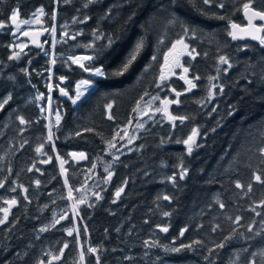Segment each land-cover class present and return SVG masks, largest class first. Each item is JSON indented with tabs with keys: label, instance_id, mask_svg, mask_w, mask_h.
<instances>
[{
	"label": "trees",
	"instance_id": "obj_1",
	"mask_svg": "<svg viewBox=\"0 0 264 264\" xmlns=\"http://www.w3.org/2000/svg\"><path fill=\"white\" fill-rule=\"evenodd\" d=\"M245 4L264 11V0H59L60 16L80 15L83 25L89 16L78 40L95 49L87 65L104 76L91 77L71 63L78 44L57 45L51 79L73 75L95 84L76 105L61 97L54 103L61 120L54 119L49 140L39 102L47 105L42 97L49 92L50 51L26 54L22 75H10L1 96H9L4 108L10 116L0 118V209L7 196L17 203L0 225V264H81L77 239L64 231L72 212L59 163L77 189L72 150H86L89 159L112 158L110 141L140 103L159 95L164 57L177 39L195 50L186 60L188 73L168 79V90L158 96L172 99L177 121H148L137 148L111 165L112 177L100 185L103 197L81 208H92L86 224L80 219L84 264H97V257L99 264H264V183L255 179H264V45L230 35L232 24L244 21ZM35 11L26 4L22 17ZM68 88L74 96L75 84ZM194 130L199 137L189 152L184 141ZM161 226L170 229L163 233ZM171 238L185 243L181 259L147 247L153 239Z\"/></svg>",
	"mask_w": 264,
	"mask_h": 264
},
{
	"label": "rangeland",
	"instance_id": "obj_2",
	"mask_svg": "<svg viewBox=\"0 0 264 264\" xmlns=\"http://www.w3.org/2000/svg\"><path fill=\"white\" fill-rule=\"evenodd\" d=\"M37 11H38L37 15L33 19L30 20V21H33L34 23L39 22L40 18L43 16V14H45L43 10L41 13V10H38V8H37ZM74 20H75V22L81 23V21H80L81 16L75 17ZM25 21L26 20H22V30H23V27H25V25H27V23H29V21H26V22ZM80 32H81V29H80ZM183 40L188 45V49H189L188 51L185 50L182 55H178V56L176 55V53H173L172 55H170L169 61H168V66L165 65V57H164L161 75H163L165 78L161 79V86H160V92H162V93L166 92L168 90V88L166 87V82H168V79H171L174 76L181 78L186 73H188V71L185 72L184 69L189 68V66L186 63V60L190 59V58L192 59V54L191 55L188 54L189 52L192 53V49L190 48L191 46L187 43V40H185V39H183ZM54 41H55V31L53 29L52 36H51V42H50V46L52 49L50 52L51 57H50V67H49V79H50L49 80V89H48L49 92L46 96L42 97L47 102V105L44 107V105H42L39 102L40 106H43V108H41V112L43 113V115L46 118L48 132H50V131L52 132L54 119H56L57 123L60 122V120H61V113L58 112V110L55 111V109H54V103L59 101V97L69 99L73 104L76 105L81 98L86 96V94L89 93L91 91V89H93L94 84H95V82L92 81L91 79H87V78L79 79L75 83V95L72 96L71 93L67 90L66 86L62 85L59 81L55 82L54 80L51 79L52 73H53V64L56 60V55L53 52ZM26 42H27L26 40H22V50L25 48ZM74 44H80L79 40L77 39ZM179 49H180V46H178V50ZM43 53H46V52H43ZM168 53H169V51L166 54H168ZM26 54H28V53H26ZM39 54H42V53H39ZM23 55H24V53H22V56ZM85 57H90V59H85ZM69 58H70V61L73 65H75L79 69L83 70L84 72L89 74L91 77H102V76H104V71L101 68H95V67H91V66L89 67L87 65L88 62L91 60L90 54L79 53V54L70 55ZM74 59L77 60L76 63L73 62ZM81 64L84 65V67H81ZM85 69H88V70L86 71ZM96 69H100L102 71L103 75H96L95 74ZM83 81H88L89 83L85 85V84H82ZM78 86H79V88H78ZM61 90H63V92ZM55 91H57V98H55V95H54ZM171 91L175 92V89L171 88ZM78 92L81 93L79 95V98H77ZM160 92L158 93L159 95H157L155 97L152 96L149 99H147L146 101H143L141 104H139L137 109H136L134 119H132V121H130L121 130L119 135H116L110 141V144L115 145L114 147H110L111 153L113 154L111 159H107L105 155L104 156L101 155L100 160L97 157L92 158V159H88L87 160L88 164L85 163L86 164L85 166H83L81 169H78L79 170L78 176L76 173H72L74 178L79 177V180H80V184L78 185L77 189H73L71 187L70 181H69L68 175H67V170H66L64 164H61V162L59 163L60 173L62 175L63 182L65 185L68 197H69V192L71 191V197H69V204H70L72 212H76V211L80 210L82 207L88 206V204H90L92 199H94V200L95 199H101L103 197L102 191L100 190V185L103 184L105 181L109 180L108 174L111 173V165L116 162L118 157L123 152H131L135 148H137V142L140 138L139 135L144 130L148 121H150V120L152 121L153 119L155 121L156 120H162V118L167 119V115H173L171 111L168 113L165 112V109L168 108V106H167L168 103H166V102L172 101V99H170L169 97L164 99L163 96L158 97V96H161ZM64 93H67V95H65ZM73 101H75V102H73ZM169 104H170V106H172L171 104H173V102L169 103ZM158 109H159V111H158ZM57 113L59 114V119L57 117ZM176 121H177V118L175 120H172L171 123H176ZM195 132H196V135L193 137V141L190 142L189 144H187L189 147H192V145L197 143L199 133L196 130H195ZM192 135L193 134H191L190 136H192ZM52 145L54 148L55 145L53 142H52ZM12 199H14V198L11 196L10 197L7 196L6 200L8 201V200H12ZM81 201H83V202L81 203ZM3 208H9V205L6 204V206ZM10 210H11V208H10ZM80 212H81L80 214L82 216V214L85 213V210L81 209ZM55 213L56 214L54 217L57 218L58 214H57V212H55ZM48 227H50L49 224L41 226V228L44 230L47 229ZM79 228H80V223H79ZM68 230H71L72 233L74 232V230L71 226H67L64 231L68 234ZM248 230H249V226H248ZM79 234H80V231H79ZM79 234H78L77 230L75 229V238L77 239V243H79V245H78V247H79V259L78 260L80 261L81 264H84L87 254L85 253L84 248L80 244L81 237H79ZM155 240H157V243L160 242V239H155ZM151 242H152V240H151ZM171 245H172L171 241H169L167 244H164L163 250H165V252H166V248H168L171 251H174V249H172ZM174 246H176V244H174ZM147 247L151 248L152 247L151 243H147ZM89 248H92V247H89ZM174 248L178 249V247H174ZM81 252L84 253V260H81V258H80ZM157 261L158 260H154V263L156 264ZM248 264H251V263L248 261Z\"/></svg>",
	"mask_w": 264,
	"mask_h": 264
},
{
	"label": "flooded vegetation",
	"instance_id": "obj_3",
	"mask_svg": "<svg viewBox=\"0 0 264 264\" xmlns=\"http://www.w3.org/2000/svg\"><path fill=\"white\" fill-rule=\"evenodd\" d=\"M26 4L35 6V10H36L35 15L29 16V17H22V7ZM37 8L38 10H43L45 14H43L39 22L34 23L33 21H30V20L33 19L37 15L38 13ZM13 11H16L17 13V19L15 22H13L11 19ZM75 17H80V15H73V17L71 18L59 15V0H0V24H3V27H0V105H2V107H0V118L2 117L6 118L10 116L9 111H6L7 109L4 108L9 101V96L2 97V98L1 96L4 93V89L6 85L8 84V81H10L11 79L10 75H15V76L17 74L22 75V58L25 56L26 53H34V52L43 53L47 51L51 52L52 48L50 46V42H51V36H52L53 29L55 31V41L53 43L54 53H55V50L57 49V45H61L62 48H65V47H68L69 45H75L74 43L77 39L84 37V35H82V33L80 32V29H82L80 26H82L83 24L80 22H75L74 20ZM22 20L29 21V23H27V25L23 27V30H22ZM83 20L84 22L86 21L87 23L89 21V16L88 15L85 16ZM86 23H84L83 25V27L85 28L87 26L85 25ZM240 24L245 25L246 24L245 20L243 21V23H240ZM258 24L261 27H264V23H258ZM41 29L46 30V34L42 38L41 44L36 43L34 45H30L29 39L22 38V34L30 33V31L41 30ZM231 33H232V30H231ZM262 39H264V31H263ZM22 40L27 41L26 46L23 50H22ZM237 40L239 39L237 38ZM243 43H246V44L252 43V44L262 45L260 42H254V41H246ZM73 48L74 50H76L74 54H79V53L91 54V51H95V49L91 48V46L84 47V46H81L80 44L75 45ZM188 50L189 49H187V51ZM22 53H24L23 56H22ZM17 54L19 55L17 56ZM72 77L73 75L62 78L65 81V86L68 91H69L68 86H70V84H75L79 80V79H73ZM5 100H7V103H4ZM167 106L168 108L166 109L165 112L166 113L170 111L173 112L172 111L173 107L170 106L169 103L167 104ZM170 117H176V116L167 115V119H170ZM170 120L172 121L173 119H170ZM87 162L88 161H85L84 163L79 164L73 161L76 169L77 168L81 169L83 166L86 165L85 163ZM91 210L92 208L86 211L85 213H83L81 218H80L81 214L79 215V212L71 211L72 213H71L70 226L74 230L72 237L75 238V229L77 230L79 234L80 219H83L82 222L85 224L87 223L86 219H90L92 215ZM166 227H168V230L170 229L169 226H166ZM79 237H81V233L79 234ZM168 241H171L172 249H175L174 247H178V249L179 248L180 249L179 251H175V250L171 251L170 249L166 248V252L170 254L171 256L176 257L177 258L176 260L181 259L180 258L181 256H178V253L182 252V250L183 251L186 250L185 243H181L180 240H177V239H171ZM167 243H168L167 241H162V240H160V242L157 243V240L153 239L151 242V246H152L151 249L152 250L157 249L161 252L163 251L165 252L163 248H164V244H167ZM174 244H176V246H174ZM248 261L249 259L247 260V262ZM162 264H187V263H184V262L171 263L168 260V261H164Z\"/></svg>",
	"mask_w": 264,
	"mask_h": 264
},
{
	"label": "snow or ice",
	"instance_id": "obj_4",
	"mask_svg": "<svg viewBox=\"0 0 264 264\" xmlns=\"http://www.w3.org/2000/svg\"><path fill=\"white\" fill-rule=\"evenodd\" d=\"M203 2H204L205 4H209V3H211V0H203ZM219 6H220L221 8L224 7L223 4H220ZM244 8H245V10H246V14H247V12L250 10V5H249V4H245V5H244ZM41 13H42V10H41ZM254 18H259V20L264 21V12H258V11H253V12H252V15L249 17V26H250V27H255L254 25H252V20H253ZM11 19H12L13 22L16 21V19H17V13H16V11H13L12 16H11ZM25 22H26V21H25ZM0 27H3V24H0ZM17 27H18V25H17ZM232 27H233V29H236V28L239 27V25L233 24ZM242 31H244V30L242 29ZM256 31H257V32H259V31H264V27H262V28H257ZM25 34H26V33H25ZM249 34L251 35V33H249ZM230 35H232V38H233V39H237V38H238L235 32L230 33ZM252 38H253V39H260V37H258V36H256V35H253ZM110 43H111V42H110ZM260 43H261L262 45H264V39H260ZM178 46H180V49H179V50H178ZM140 47H142V42H141L140 44L137 45L136 49H134V51H133L132 53L129 54L128 61H127V63L124 65V70H125V71L127 70V67L132 63V61H134V60L136 59V54H137V52L139 51V48H140ZM187 49H188V45L184 42V40H183V39H177V40L175 41V43L172 44V47H171V49L169 50V53L165 55V65L168 66V61H169V56H170V55H172L173 53H176L177 56H178V55H182V54L184 53V51L187 50ZM192 51L194 52L195 50L193 49ZM188 54L191 55L192 53L189 52ZM18 55H19V54H17V56H18ZM193 58H194V57H193ZM85 59H90V57H85ZM73 62L76 63L77 60L74 59ZM220 62H221V63H224V64H228L227 59H226L225 57H223V56L220 57ZM81 67H84V65L81 64ZM229 67H231V65H229ZM85 70L87 71L88 69H85ZM184 71L187 72L188 69L185 68ZM95 74H96V75H103V73H102V71H101L100 69H96V70H95ZM164 78H165V77H164L163 75H161V79H164ZM182 78H183V77H182ZM195 79H199V77H195ZM88 83H89L88 81H83V82H82V84H85V85L88 84ZM187 83H188L191 87H195V86H196L195 84L192 83L191 80L187 81ZM213 87H215V86H213ZM78 88H79V86H78ZM61 91L63 92V90H61ZM220 91L223 92V87L220 88ZM64 94L67 95V93H64ZM80 94H81V93L78 92V96H77V98H79V95H80ZM179 95H180V93H177V96H179ZM73 102H75V101H73ZM172 102H173V101H168V102H166V103H172ZM4 103H7V100H5ZM0 107H2V105H0ZM107 107H108L109 109H111L112 105L109 104V105H107ZM158 111H159V109H158ZM165 111H166V109H165ZM57 117H58V119H59V114H58V113H57ZM111 118H112V117L109 116V119H111ZM170 119L175 120L176 117H170ZM180 119L183 120L184 117H180ZM20 123H21V124H25L26 121L21 117V118H20ZM52 135H53V134H52L51 131H50V132H49V136H48V139H49V140L52 139ZM117 135H119V133H117ZM195 135H196V132H195V130H194V131H193V135L190 136V137L188 138V140L184 141V143H185V144H189L190 142H192V141H193V137H194ZM114 146H115V145L110 144V147H114ZM42 147H43V146L38 147V148L36 149V151H37V152H40ZM191 150H192L191 147H189L188 151L191 152ZM259 151H260L261 154H264V147H261V148L259 149ZM73 155H76V154L74 153ZM79 155H80L81 157L84 156L83 153H80ZM61 164H63V161H61ZM108 175H109V179H110L112 173H109ZM181 178H183V173L181 174ZM255 179H256L257 181L261 182V183H264V179H262V177H261L260 175H256V176H255ZM37 183H39V181H37ZM0 187H3V184H0ZM236 187H237V188H241V187H243V186H242L239 182H237ZM13 190H14V189H13ZM249 190H251V185H249ZM122 191H123V188L119 189V190L116 192V196L119 197ZM69 197H71V191L69 192ZM164 199L167 200V199H169V197L165 196ZM82 202H83V201H81V203H82ZM5 203H7V204L9 205V208H3V209H0V212H3V213H4L3 218L0 219V225H3V224L7 221V219H8V214H9V210H10L11 206H13V205H15V204L17 203V201H16L15 199H12V200L5 201ZM262 203H264V202H262ZM221 207H223V205H221ZM164 215L167 216L168 213H164ZM257 215H260V213H257ZM61 219H63V217H61ZM239 219H240V218L237 217V222L239 221ZM56 223H59V220H57ZM43 230H44V229H42L41 231H43ZM161 230L164 231V232H167V231H168V228L165 227V228H162ZM213 231H215V229H213ZM249 231H251V228H249ZM72 234H73L72 231H71V230H68V235L71 236ZM181 235H183V231L181 232ZM228 239H231V237H228ZM197 243H198V242H197ZM64 247L67 248L68 245L65 244ZM188 247H190V245H189ZM217 247L223 248V247H224V244H223V243L218 244ZM174 250H175V251H179V249H174ZM88 251H89L90 253H96L97 249H95V248H89ZM210 251H211V250H210ZM62 253H63V250H61V255H62ZM80 258H81V260H84V253H83V252H81V254H80ZM52 259H53V260H57V259H60V257H59V256H54ZM40 264H44V261H40ZM48 264H51V261H49ZM97 264H99V258H98V257H97Z\"/></svg>",
	"mask_w": 264,
	"mask_h": 264
},
{
	"label": "water",
	"instance_id": "obj_5",
	"mask_svg": "<svg viewBox=\"0 0 264 264\" xmlns=\"http://www.w3.org/2000/svg\"><path fill=\"white\" fill-rule=\"evenodd\" d=\"M253 11L264 12V11H261V10H258L256 8H254L253 6L250 5V10L247 12V14H246L245 8L243 9V16H244V20H245L246 24L245 25H241L239 23H234L236 25H239V27L236 28V29H233V27L231 28L232 32L237 33V37H238V39L241 42H246V41L260 42V39H262V37H263V31L257 32L256 29L257 28H262L258 23H264V21L259 20V18H254L252 20V25H254L255 27H250L249 26V17L252 15V12ZM242 29L244 31H242ZM249 33H251V35ZM45 34H46V30L45 29L35 30V31H30V33L22 34V38L29 39L30 40V45H34L36 43L41 44V40L45 36ZM253 35H256V36L260 37V39H253L252 38ZM60 82H61L62 85L65 86L64 79L61 78ZM74 153L76 155H73ZM80 153H83L84 156L81 157L79 155ZM88 157H89V154H88V152L86 150H76L75 149V150H72L70 152V159L72 161H74V162L79 163V164L84 163L85 161H87L88 160ZM15 206H16V204L13 205V206H11V207L14 208ZM165 227L166 226H164V227L161 226L160 227V230L162 228H165ZM166 228H168V227H166ZM182 231L184 233L185 232V229H183Z\"/></svg>",
	"mask_w": 264,
	"mask_h": 264
},
{
	"label": "bare ground",
	"instance_id": "obj_6",
	"mask_svg": "<svg viewBox=\"0 0 264 264\" xmlns=\"http://www.w3.org/2000/svg\"><path fill=\"white\" fill-rule=\"evenodd\" d=\"M80 24V23H79ZM78 33V32H77ZM96 33V32H95ZM96 46V45H95ZM14 65V64H13ZM20 75V74H19ZM141 104V103H140ZM8 106V105H7ZM5 157V156H4ZM88 163V162H87Z\"/></svg>",
	"mask_w": 264,
	"mask_h": 264
}]
</instances>
